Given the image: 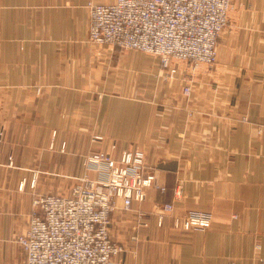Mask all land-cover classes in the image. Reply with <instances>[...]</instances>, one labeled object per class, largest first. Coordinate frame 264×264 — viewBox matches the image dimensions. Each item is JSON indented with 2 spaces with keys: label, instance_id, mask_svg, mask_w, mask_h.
<instances>
[{
  "label": "crops",
  "instance_id": "crops-1",
  "mask_svg": "<svg viewBox=\"0 0 264 264\" xmlns=\"http://www.w3.org/2000/svg\"><path fill=\"white\" fill-rule=\"evenodd\" d=\"M90 1L113 0H0V159L13 151L20 165L0 166V264H27L16 239L36 195L19 187L26 165L97 178L83 157L114 140L119 150L143 148L147 170L166 186L112 212L111 237L124 246L119 264H264V0H234L215 63L190 75L181 62L173 77L158 59L133 52L126 71H109L98 55L108 48L82 42ZM54 128L70 133L64 149L58 140L49 147ZM91 132L105 139L94 144ZM164 201L208 211L214 221L177 229L165 214L159 224Z\"/></svg>",
  "mask_w": 264,
  "mask_h": 264
},
{
  "label": "built area",
  "instance_id": "built-area-1",
  "mask_svg": "<svg viewBox=\"0 0 264 264\" xmlns=\"http://www.w3.org/2000/svg\"><path fill=\"white\" fill-rule=\"evenodd\" d=\"M89 6L92 40L156 54L174 75L181 62L191 70L215 63L234 0H114ZM185 79L183 92L190 95L191 80ZM87 167L100 177L84 175L70 194L34 200L28 228L17 240L27 264H119L124 246L111 237L112 212L119 201L124 209L144 201L150 187L166 190L147 170L142 149L122 150L118 155L93 151ZM179 211L174 203H165L158 213L159 224L165 214L173 216L179 229L205 230L212 224L208 211Z\"/></svg>",
  "mask_w": 264,
  "mask_h": 264
},
{
  "label": "rangeland",
  "instance_id": "rangeland-1",
  "mask_svg": "<svg viewBox=\"0 0 264 264\" xmlns=\"http://www.w3.org/2000/svg\"><path fill=\"white\" fill-rule=\"evenodd\" d=\"M90 3H102V2L90 1ZM90 3H88V5H87L88 6V9H89V13H90V6H89ZM103 3H109V2H103ZM79 42L81 43L80 40H77V43H79ZM82 42L88 44L91 47H96L99 50L105 49L103 47L108 48V49H105V51L107 50L106 52L98 53V55H100V57H102L101 60L104 63L105 67H108L109 68V71L112 70L114 67H117V66L123 67L124 65H128L129 60H131L129 58V52H133L134 55H135L134 57H138V56H141V55H146L148 57L150 56V57H154V58L158 59L160 61L161 68L166 70V73H165V76L166 77L167 76H169V77L172 76L173 77V76L176 75V73H174V75L170 74L169 69L167 67H165V65L161 62L160 58L156 54L142 52V51L137 50V49L123 48L121 50V48L119 49L118 47H112L110 45L99 44V43L95 42L94 40H92V38L90 36V27H89L88 36L86 38H84L82 40ZM124 70L125 71L127 70L126 66H124ZM192 71L193 70H191L190 72H188V74L191 75L192 74ZM185 77H187L188 80H191V76L185 75ZM124 86H125V84H124ZM184 86L182 87V92H183ZM113 89L114 88L108 87V92L118 93V91L113 90ZM40 90H41V88H38V91H40ZM183 94L185 96L189 97L192 93L190 95H186L183 92ZM64 115H67V114H64ZM63 118L65 119L67 117H63ZM5 130H6V128H5L4 122L3 121L1 122V120H0V144L2 142H4L5 134H6V131ZM69 134L70 133H67V132H59L57 128H54L51 131V133H50V136H51L50 139L51 140L49 142V147L51 149H54L56 147V144H57L56 140H58V141H60L61 148L64 149L65 146H66V141H67V138H68V135ZM79 134L80 135H83L82 133H79ZM89 136H90L91 141L94 144L97 143V142H99V141H103L105 139V136L104 135H102L100 133H95V132L89 133ZM114 145H115V147H114ZM118 147H119L118 141L114 140L111 143L110 148H108V149H102V148H100V149H94V150L89 151L83 157V165H84V167L86 169H88V170L90 169V168L87 167V157L93 151H110L113 154H117V153L121 152L122 150H133V149H137V148L144 150L141 147H133V148H128V149L126 148V149L119 150ZM114 150L115 151L117 150L119 152H114ZM11 152L12 153H10L7 156V162L6 163L5 162L4 163H1V159H0V166L7 167V168H10V169L15 168L17 166H20L18 164H15V161H14L15 160V158H14V152L13 151H11ZM64 161H66V160L64 159L63 155L61 154V156H60V162L63 163ZM83 165H81L82 166L81 168H83ZM26 166H29L28 168L25 169V171L28 173V175H26V177L21 181L19 187L20 188H23V187H26L27 188V187H29V188H32L33 190H35L36 195L34 197V200L37 199V198H39V197H41V196L47 195V194H62V195L70 194V192L73 190V188L75 186H78L79 184L82 183V179L81 178L84 177V175H85V174H83V175L79 176L78 172L80 173L81 170L78 171V172H73L72 174L71 173L70 174H67V173H62L61 172L58 176L52 174L51 172H44V171L41 172V170H46L48 167H51V165H49V164H30V165H26ZM1 170H2V168H0V171ZM90 170H93V169H90ZM38 172H39V175L40 176L37 177V173ZM88 177H90V176H88ZM42 186L44 187L43 190L40 189ZM34 200H33V210H32V212L34 211V208H35L34 207ZM167 202H171V201H164L161 204V206L164 205ZM177 206L180 208V211L179 212L186 211V210H183L179 205H177ZM30 215H29V218H30ZM213 221H214V219H213ZM173 226H174V218H173ZM177 229H179V228H177ZM19 235H21V233ZM19 235H17V237H16L17 240H18ZM259 247L260 246H257V249H259Z\"/></svg>",
  "mask_w": 264,
  "mask_h": 264
}]
</instances>
